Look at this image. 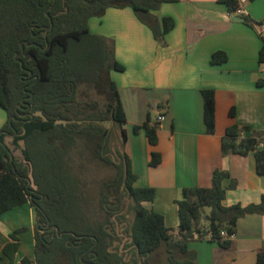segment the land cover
Instances as JSON below:
<instances>
[{"label":"trees","instance_id":"1","mask_svg":"<svg viewBox=\"0 0 264 264\" xmlns=\"http://www.w3.org/2000/svg\"><path fill=\"white\" fill-rule=\"evenodd\" d=\"M176 2L0 0V108L7 117L0 129V216L28 203L34 208L36 264H195L196 253L189 249L192 242L211 234L212 243L228 249L232 240L223 239V231L234 237L241 218L264 214V195L259 204L225 206L223 181L230 175L217 169L210 188L182 190L175 232L162 214L146 206L154 201L156 189L136 186L138 176L123 150L126 114L110 75L123 72L124 66L116 61L112 43L90 32L89 21L102 18L109 9H131L161 44L174 21L159 19L154 12ZM218 3L229 14L239 7V0ZM243 18L246 24H255ZM227 61L226 53L217 51L210 64ZM258 61L264 65V45ZM257 87H264V81ZM200 92L205 132L214 135L215 92ZM228 116L235 117L234 108ZM111 122L119 132L120 149L112 147L113 128L103 126ZM133 130L135 134L143 130L149 144L157 145V125L147 121ZM221 146L224 157L253 154L256 172L264 175V131L234 123L226 128ZM85 154L112 172L93 195L97 220L89 216L93 202L77 173L82 167L74 165L75 156ZM160 163V153H152L150 167ZM235 186L231 179L229 188ZM127 212L133 214L125 231L131 247L128 261L114 248L115 222L124 221ZM22 231L9 235L0 264L4 259L14 264ZM160 255L164 260H159ZM256 264H264V251L257 254Z\"/></svg>","mask_w":264,"mask_h":264},{"label":"crops","instance_id":"2","mask_svg":"<svg viewBox=\"0 0 264 264\" xmlns=\"http://www.w3.org/2000/svg\"><path fill=\"white\" fill-rule=\"evenodd\" d=\"M246 16L255 24L264 21V0L248 1ZM159 19L171 18L174 28L163 43L154 39L131 9H109L89 21L90 32L105 37L113 45L116 61L123 72L111 71L126 114L123 126L127 140L124 152L138 176L136 186L156 189L148 208L162 214L165 224L178 230L177 201L189 187L210 188L215 170H225L224 205L243 207L259 204L264 195V175L256 172L253 154H222L221 140L228 126L237 123L252 131H264V65L258 54L264 38L254 25L234 19L218 0H177L154 12ZM223 51L225 64L213 66L211 56ZM130 67V79H122ZM135 67V72L133 70ZM212 89L216 101V131L207 135L203 121L201 90ZM235 109V117L228 116ZM158 109L156 119L151 112ZM165 120L158 122V117ZM7 120L0 108V129ZM149 121L158 127V143L151 146L143 130L135 126ZM158 152L161 163L150 167L151 155ZM231 179L236 186L229 188ZM36 213L28 203L0 216V253L16 230L19 250L14 264H36ZM196 253L195 264H256L264 251V214L241 218L230 248L223 249L209 239L195 240L189 246ZM4 259L2 264H6Z\"/></svg>","mask_w":264,"mask_h":264},{"label":"rangeland","instance_id":"3","mask_svg":"<svg viewBox=\"0 0 264 264\" xmlns=\"http://www.w3.org/2000/svg\"><path fill=\"white\" fill-rule=\"evenodd\" d=\"M133 70L135 72V67H133ZM113 72H118V71H113ZM120 73V72H119ZM122 79H130V82L128 84H132V76H130V67L128 66V71L126 74H121ZM159 110L155 109L151 112V118L156 119V115L158 114ZM104 127L106 128H113L112 132V139H111V144L113 149H120V136L119 132H117V129L114 128L113 123H105L103 124ZM11 140H8L10 142ZM20 159L21 158V153L16 150L15 151V156ZM74 165L82 167V171L80 170L77 172L79 175H81L82 181H85L86 186H85V191L88 197H92L91 201L93 204L91 205L90 203V213L89 216L93 220H97V200L95 201V195L97 193V189L99 188L100 182L105 179L106 177H109L111 175V171L109 168H105L100 166L97 162H95L93 159H91L87 154L84 156H78L76 155L74 158ZM84 173V174H82ZM83 185V184H82ZM91 220V219H90ZM133 220V214L127 212L125 216V220L119 222H115V228L116 232L114 234L116 240L114 244V248L117 247V251L120 254H123L125 257V260L128 261L130 258V252H131V247L129 246L130 239L128 238V235L125 233L126 228L130 226L131 222ZM155 260V258H154ZM159 260H164L163 256H159Z\"/></svg>","mask_w":264,"mask_h":264},{"label":"built area","instance_id":"4","mask_svg":"<svg viewBox=\"0 0 264 264\" xmlns=\"http://www.w3.org/2000/svg\"><path fill=\"white\" fill-rule=\"evenodd\" d=\"M247 3H248V0H239V7L235 11V13L231 14V15L240 16V17L246 16L245 6H246ZM254 27L258 31V33L264 38V21L254 24ZM164 120H165V118L163 116H159L158 117V122H163ZM221 237L223 239H230V240L233 239V236L232 237L228 236V234L225 231H223L221 233ZM206 238L211 240L212 235L209 234Z\"/></svg>","mask_w":264,"mask_h":264},{"label":"water","instance_id":"5","mask_svg":"<svg viewBox=\"0 0 264 264\" xmlns=\"http://www.w3.org/2000/svg\"><path fill=\"white\" fill-rule=\"evenodd\" d=\"M234 19H235L236 21H239V22H244V21H245V19H244L243 17H240V16H235ZM56 230H57V228H56ZM61 236H62V235H61Z\"/></svg>","mask_w":264,"mask_h":264}]
</instances>
